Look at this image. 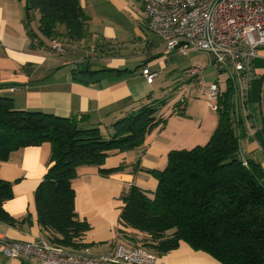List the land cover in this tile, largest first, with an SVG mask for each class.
<instances>
[{
    "label": "crops",
    "instance_id": "obj_1",
    "mask_svg": "<svg viewBox=\"0 0 264 264\" xmlns=\"http://www.w3.org/2000/svg\"><path fill=\"white\" fill-rule=\"evenodd\" d=\"M25 3V0H0V95L11 97L14 108L65 117L75 115L81 126L98 127L103 135L110 136L115 120L157 98L154 83L159 70L154 68L156 65L171 68L169 64L175 63L176 54L167 51L161 38L148 28L140 0H80L89 16L85 36L78 41L58 38L62 51L51 48L52 39L31 40L26 23L37 31L39 14L33 12L26 19ZM252 65L255 75L247 88L246 112H240L243 123L238 138L239 156L257 161L264 171V48ZM144 67L157 72L152 82L141 74ZM203 78L207 85L204 74ZM192 81L186 78L188 90L194 86ZM199 88L206 92L204 87ZM186 105L187 102L178 107L185 110ZM216 123L217 116L213 126ZM183 130L190 135L188 141L200 135V127ZM210 136L205 135L197 144H204ZM174 137L165 123L160 124L146 135L143 146L110 151L101 165L104 168L122 165V169L103 175L95 165L77 168L72 180L74 204L79 218L90 224L84 241L91 252L105 254L119 242L128 246L139 244L131 240L138 238L134 232L122 231L120 195L130 185L155 189L157 179L145 169H162L168 151L182 148L176 145L178 139ZM50 150V143L45 141L19 147L8 159L0 161V178L11 182L13 193L4 202V208L20 219L28 215L15 225L0 221L1 238L33 241L43 235L37 222L34 191L48 168ZM27 262L24 257L5 256L0 241V264ZM154 264L222 263L181 241L175 249L156 253Z\"/></svg>",
    "mask_w": 264,
    "mask_h": 264
},
{
    "label": "trees",
    "instance_id": "obj_2",
    "mask_svg": "<svg viewBox=\"0 0 264 264\" xmlns=\"http://www.w3.org/2000/svg\"><path fill=\"white\" fill-rule=\"evenodd\" d=\"M25 2L26 19L39 14L37 31L26 23L31 40L85 36L89 16L80 0ZM233 97L226 80L209 139L169 150L162 169H145L157 179L154 190L130 185L121 193L119 222L123 232L138 236L131 239L135 244L161 254L184 241L222 264H264V171L257 161L239 156L243 119ZM160 102L151 99L115 120L106 138L98 127L81 126L75 115L17 109L11 97L0 95V161L19 147L51 145L48 168L34 191L37 222L47 239L71 248L88 246L90 224L79 218L74 204L77 168L95 165L103 175L122 169L101 165L110 151L143 146L146 135L165 123L157 114ZM12 197L11 182L0 178V221L15 225L28 215L20 219L4 208Z\"/></svg>",
    "mask_w": 264,
    "mask_h": 264
},
{
    "label": "built area",
    "instance_id": "obj_3",
    "mask_svg": "<svg viewBox=\"0 0 264 264\" xmlns=\"http://www.w3.org/2000/svg\"><path fill=\"white\" fill-rule=\"evenodd\" d=\"M148 28L158 35L167 51L183 56L203 52L208 65L224 73L233 92L235 109L245 114L247 88L255 75L253 60L264 48V0H140ZM51 48L62 51L60 40H51ZM204 67L194 64L185 74L206 89L211 110L218 108L221 85L218 79L205 84ZM147 82L157 72L141 70ZM218 78V77H217ZM185 104L184 96L179 106ZM7 257H24L25 264H154L156 253L146 247L117 243L105 254H95L88 246L71 248L51 242L44 234L33 241L6 240Z\"/></svg>",
    "mask_w": 264,
    "mask_h": 264
},
{
    "label": "rangeland",
    "instance_id": "obj_4",
    "mask_svg": "<svg viewBox=\"0 0 264 264\" xmlns=\"http://www.w3.org/2000/svg\"><path fill=\"white\" fill-rule=\"evenodd\" d=\"M175 54V63L169 64L171 68L163 69L159 65L155 66L154 69L159 70V77L154 83V95L157 97V100L162 99L163 101L160 102L157 114L165 119L166 130L170 133V136H173V134L175 135L174 140L177 141L178 139V144L176 145H179V147L182 148H189L197 143H201L198 141H203L205 135L208 134L210 136L213 133L215 129L213 122L216 119L217 113L210 109L206 92L197 86L195 79L192 81L194 86L191 87L190 90L186 88L184 83L186 82V78L189 77L182 69L185 66L201 64L204 67L203 74L206 82L209 83L210 80H214L218 75L219 78L216 79L219 80L220 84L222 83V86H224L227 76L223 72L218 73L214 66L208 65V56L206 53L190 52L187 57L179 55L176 52ZM172 68H176V70L168 73ZM183 96L185 102H187L185 110L179 109L178 107ZM198 127H200V135L198 133L195 136H192L193 138L188 141L190 135L187 134V130L183 129H193ZM104 136L106 138L109 137L107 135Z\"/></svg>",
    "mask_w": 264,
    "mask_h": 264
}]
</instances>
